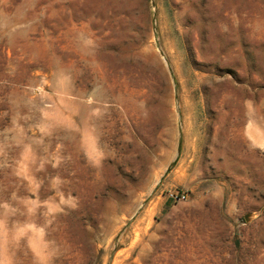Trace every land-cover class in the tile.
I'll list each match as a JSON object with an SVG mask.
<instances>
[{"label": "rangeland", "instance_id": "obj_1", "mask_svg": "<svg viewBox=\"0 0 264 264\" xmlns=\"http://www.w3.org/2000/svg\"><path fill=\"white\" fill-rule=\"evenodd\" d=\"M0 264H264V0H0Z\"/></svg>", "mask_w": 264, "mask_h": 264}, {"label": "built area", "instance_id": "obj_2", "mask_svg": "<svg viewBox=\"0 0 264 264\" xmlns=\"http://www.w3.org/2000/svg\"><path fill=\"white\" fill-rule=\"evenodd\" d=\"M172 197L175 198L176 200L186 199V195L185 194H173Z\"/></svg>", "mask_w": 264, "mask_h": 264}, {"label": "water", "instance_id": "obj_3", "mask_svg": "<svg viewBox=\"0 0 264 264\" xmlns=\"http://www.w3.org/2000/svg\"><path fill=\"white\" fill-rule=\"evenodd\" d=\"M172 165H173V164H172ZM172 165H171V166H172Z\"/></svg>", "mask_w": 264, "mask_h": 264}]
</instances>
